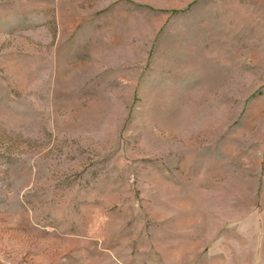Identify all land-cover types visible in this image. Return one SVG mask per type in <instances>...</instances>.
Returning <instances> with one entry per match:
<instances>
[{
    "label": "rangeland",
    "instance_id": "rangeland-1",
    "mask_svg": "<svg viewBox=\"0 0 264 264\" xmlns=\"http://www.w3.org/2000/svg\"><path fill=\"white\" fill-rule=\"evenodd\" d=\"M0 264H264V0H0Z\"/></svg>",
    "mask_w": 264,
    "mask_h": 264
}]
</instances>
